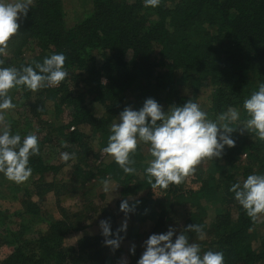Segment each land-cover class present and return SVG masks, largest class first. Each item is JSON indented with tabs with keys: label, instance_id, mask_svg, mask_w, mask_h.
<instances>
[{
	"label": "trees",
	"instance_id": "1",
	"mask_svg": "<svg viewBox=\"0 0 264 264\" xmlns=\"http://www.w3.org/2000/svg\"><path fill=\"white\" fill-rule=\"evenodd\" d=\"M59 52L65 80L34 92L11 89L16 107L0 120L22 137L36 134L40 149L30 157L28 181L0 174V246L10 248L0 264H136L149 235L169 226L178 234L193 223L205 235L187 233L190 241L222 251L224 264H264V215L248 217L228 191L237 179L264 173V141L254 133L238 125L233 147L167 188L148 182V145L138 143L134 174L101 151L119 113L147 98L165 111L191 99L211 120L233 106L246 120L243 101L264 82V0H161L156 8L143 0H34L0 66L20 68ZM62 152L75 157L62 161ZM105 179L115 196L98 203L91 193ZM66 197H78V208L63 206ZM51 198L58 216L45 212ZM122 200L133 209L127 215ZM100 220L110 222L108 239L122 238L118 248L104 244L101 229L67 241ZM125 220L148 229L117 236Z\"/></svg>",
	"mask_w": 264,
	"mask_h": 264
},
{
	"label": "clouds",
	"instance_id": "2",
	"mask_svg": "<svg viewBox=\"0 0 264 264\" xmlns=\"http://www.w3.org/2000/svg\"><path fill=\"white\" fill-rule=\"evenodd\" d=\"M160 2L143 0V5L156 8ZM33 3L34 0H0V53L18 33L20 21L27 17ZM65 60V54L59 52L45 56L42 62L34 61L20 68L0 66V120L4 119L7 110L16 107L9 95L11 89L23 86L34 92L44 87L59 86L68 76ZM243 109L247 114L243 122H239L240 111L233 106L211 120L191 99L181 105H170L165 111L155 99L147 98L138 110L126 106L119 113L110 126L107 145L101 151L112 157L123 173L134 174L136 169L132 156L138 143L148 145L151 156L145 168L148 182L151 188H167L170 184H180L195 172L202 160L220 158L226 146L233 147L235 140L231 134L238 125L243 126L242 132L254 133L258 140L264 141V82L243 101ZM39 151L36 134L22 137L8 127L0 128V174L7 180L16 184L28 181L33 171L30 157L38 155ZM74 157V153H61V160L65 162ZM102 183L104 191H109L108 180ZM228 191L248 217L255 220L264 215V173L254 171L242 180L237 179ZM119 210L127 215L133 209L128 200H122ZM99 227L105 237L104 244L118 248L122 238L108 239L112 235L110 222L100 220ZM126 229L125 220L117 230V236ZM187 233H196L199 239L205 235L203 226L199 224H189L178 234L169 226L166 232L149 235L143 242L144 250L136 264H224L222 251L202 250L200 244L190 241ZM130 251L134 253L135 245Z\"/></svg>",
	"mask_w": 264,
	"mask_h": 264
},
{
	"label": "rangeland",
	"instance_id": "3",
	"mask_svg": "<svg viewBox=\"0 0 264 264\" xmlns=\"http://www.w3.org/2000/svg\"><path fill=\"white\" fill-rule=\"evenodd\" d=\"M108 182H109V191L107 192L104 191V185L100 184V185H96L94 187L93 192L91 193L92 198L94 197L98 203L103 202V201L108 202L112 199V197L115 196L113 182H110V181ZM153 194L155 196H161V192H158V191H154ZM62 205L67 208H70L71 210H75L80 205V200L78 197H68V198L66 197L62 199ZM45 212L52 216H58L57 207L54 205V201L52 198L48 200V203L45 208ZM129 229L144 232V231H147L148 224L145 222L143 223L140 221L133 222L132 220H130V221H127V230ZM99 230H100V227H99L98 222L91 221L86 229L70 234L67 238V241L73 244L76 242L77 238L81 236L82 234L95 233V232H98ZM124 243L126 244V242ZM9 251H10V248H8L7 246H0V258L4 257Z\"/></svg>",
	"mask_w": 264,
	"mask_h": 264
}]
</instances>
